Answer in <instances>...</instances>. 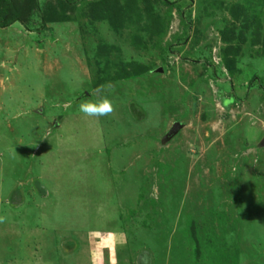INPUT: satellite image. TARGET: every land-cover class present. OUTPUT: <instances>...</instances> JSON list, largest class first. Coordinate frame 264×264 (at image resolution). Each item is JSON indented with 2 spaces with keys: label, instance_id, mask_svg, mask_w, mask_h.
Here are the masks:
<instances>
[{
  "label": "rangeland",
  "instance_id": "rangeland-1",
  "mask_svg": "<svg viewBox=\"0 0 264 264\" xmlns=\"http://www.w3.org/2000/svg\"><path fill=\"white\" fill-rule=\"evenodd\" d=\"M100 1L0 28V264H264V0Z\"/></svg>",
  "mask_w": 264,
  "mask_h": 264
},
{
  "label": "trees",
  "instance_id": "trees-1",
  "mask_svg": "<svg viewBox=\"0 0 264 264\" xmlns=\"http://www.w3.org/2000/svg\"><path fill=\"white\" fill-rule=\"evenodd\" d=\"M19 1L21 0H0V28H6L12 25L14 22L19 21V18H22V16L18 14L17 10L22 6L23 2ZM108 2V0H101L99 3L102 5L107 4ZM22 7L24 12L26 13L25 18L31 21V13H33L35 10H38V0H26L25 4ZM95 21L97 20L95 19ZM95 21H89V28L93 31L96 30L94 28L96 23ZM223 37L225 38V35ZM162 69L163 71H165L164 67H162ZM227 246H229V243L227 244ZM145 262L147 261L143 260L142 264H145Z\"/></svg>",
  "mask_w": 264,
  "mask_h": 264
},
{
  "label": "clouds",
  "instance_id": "clouds-1",
  "mask_svg": "<svg viewBox=\"0 0 264 264\" xmlns=\"http://www.w3.org/2000/svg\"><path fill=\"white\" fill-rule=\"evenodd\" d=\"M107 90V86H101L98 91ZM230 100L225 99L224 104L227 105ZM78 111L85 117L98 118L111 115L114 111V106L108 98L99 99L96 102L82 101L78 106Z\"/></svg>",
  "mask_w": 264,
  "mask_h": 264
},
{
  "label": "water",
  "instance_id": "water-1",
  "mask_svg": "<svg viewBox=\"0 0 264 264\" xmlns=\"http://www.w3.org/2000/svg\"><path fill=\"white\" fill-rule=\"evenodd\" d=\"M155 71L162 73L163 72V69L159 66L158 68L155 69ZM154 72L152 70L148 74H154ZM157 72L155 74H157ZM41 106L42 105H40L39 112H41V114H42V107ZM183 127H184V125L175 123L173 125V127L170 129V131H168L163 136V138L161 140L162 146H166L167 144L169 145L176 138V136L182 130ZM255 146H257L258 149L264 148V132H263L262 138L260 139L259 143L257 145H255ZM249 149L253 150V147H250Z\"/></svg>",
  "mask_w": 264,
  "mask_h": 264
},
{
  "label": "crops",
  "instance_id": "crops-1",
  "mask_svg": "<svg viewBox=\"0 0 264 264\" xmlns=\"http://www.w3.org/2000/svg\"><path fill=\"white\" fill-rule=\"evenodd\" d=\"M42 105V104H41ZM30 108H32V107H30ZM30 108H28V109H30ZM37 108V105L36 106H33V109H36ZM29 112V110H26V112ZM23 112L24 113H26L25 111H22V112H20V113H18V114H23ZM32 112V111H31ZM0 145H1V142H0ZM18 147H15L14 149H17ZM14 152V151H13ZM17 153V152H16ZM19 154V153H18ZM30 157H32V156H30ZM1 163H2V161L0 160V170H1ZM17 184V183H16ZM15 184V185H16ZM18 186H20V183H19V185ZM13 193H14V191H12V192H10V195H9V197L11 196V194L13 195Z\"/></svg>",
  "mask_w": 264,
  "mask_h": 264
},
{
  "label": "flooded vegetation",
  "instance_id": "flooded-vegetation-1",
  "mask_svg": "<svg viewBox=\"0 0 264 264\" xmlns=\"http://www.w3.org/2000/svg\"><path fill=\"white\" fill-rule=\"evenodd\" d=\"M169 131V130H168Z\"/></svg>",
  "mask_w": 264,
  "mask_h": 264
}]
</instances>
